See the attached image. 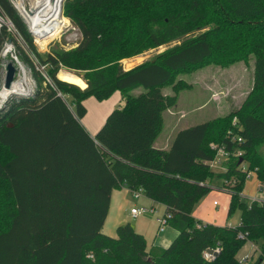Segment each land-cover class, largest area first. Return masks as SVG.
Returning <instances> with one entry per match:
<instances>
[{
  "label": "trees",
  "instance_id": "16d2710c",
  "mask_svg": "<svg viewBox=\"0 0 264 264\" xmlns=\"http://www.w3.org/2000/svg\"><path fill=\"white\" fill-rule=\"evenodd\" d=\"M0 14L15 26L0 30V53L17 44L36 82L33 93L0 106V264H242L250 241L260 250L246 264L264 262V201H243L250 172L264 185V0H65L81 40L44 53L11 0H0ZM252 56V89L239 109L181 129L167 149L155 146L165 112L189 88L180 74ZM60 71L87 87L59 79ZM117 91L124 104L93 138L81 123L84 101ZM220 149L228 156L216 175ZM215 176L230 195L228 218L240 212L236 227L193 215ZM124 186L165 207L178 232L168 247H149L131 223L115 237L103 233L113 191ZM216 247V258L205 259Z\"/></svg>",
  "mask_w": 264,
  "mask_h": 264
},
{
  "label": "rangeland",
  "instance_id": "374dc122",
  "mask_svg": "<svg viewBox=\"0 0 264 264\" xmlns=\"http://www.w3.org/2000/svg\"><path fill=\"white\" fill-rule=\"evenodd\" d=\"M33 1L36 0H25V5L28 9L33 7ZM61 14L62 18L66 20L62 29L53 33L50 40L48 39L41 42L35 41L40 52H51L54 49L70 50L79 44L81 40L79 29L73 25L70 19L64 16L63 7ZM18 43L21 44V41L19 40ZM16 45L17 44L13 43L5 55L3 54L6 47H3L0 53V97L4 93V88L1 87L3 78L2 65L11 61L12 56L15 55H17L19 60L23 63L25 71V74L22 73V70L16 73V81L25 78L27 80L25 89L28 93H33L36 88V82L32 76V72L21 60ZM164 49L165 48H161L159 52L161 53ZM153 54L154 52H151L134 59L124 60L123 65L126 69H130L147 61ZM254 63L255 57L252 56L247 63L240 61L228 67L206 65L180 74L178 79L184 81L189 88L180 91L177 104L165 112L164 129L162 134L158 137L155 146L157 148H168L171 146L177 132L181 129L216 118L225 117L230 112L239 109L252 89ZM73 74L74 73L60 71L58 77L59 79L69 80L71 83L82 88L87 87L81 77ZM140 92L141 89L135 91L133 94H138ZM115 93L109 101L104 103L99 102L93 97L87 99L85 105L88 109V114L81 121L82 124L86 126L87 130H90L91 125L96 124L100 125L101 128L109 114L124 104L119 91ZM165 93L171 94L172 89L166 88ZM11 95L17 94L13 93L10 94V96ZM1 102L0 100V106L2 105ZM259 149H261V153L264 156V142L260 144ZM223 158L224 157L219 156L215 162L211 163L212 170L216 175L224 170L222 164ZM245 166L247 165L245 164ZM223 185V179L215 176L209 183L211 188L210 192L195 206L193 214L196 219L206 224L225 226L231 223L233 227H236L240 224V212L237 211L231 218H228L230 195L227 190L223 188ZM243 201L248 205L255 201H264V185L259 183L255 172H250L246 179ZM133 207L145 209L146 212L137 218H133L131 216ZM164 216L165 209L162 204L152 201L143 192H139V194L136 195L131 192V190L126 189L124 193H117V198H114L112 207L104 224L103 233L115 237L117 227L122 224L131 223L134 228L135 224L143 225L148 231L147 234H149V236H144L148 242V246L151 247L154 242H156L155 245H159V240L163 236L171 235V238H173V236H175L174 234H177L169 225L165 226V232L159 231L157 218ZM123 218H125L126 221H124ZM111 231L113 234H110ZM252 244L258 249L257 252ZM259 250V245L250 241L242 247L238 257L242 258L247 255L253 256L256 252L257 254L253 258V261H256Z\"/></svg>",
  "mask_w": 264,
  "mask_h": 264
},
{
  "label": "built area",
  "instance_id": "2783aa9c",
  "mask_svg": "<svg viewBox=\"0 0 264 264\" xmlns=\"http://www.w3.org/2000/svg\"><path fill=\"white\" fill-rule=\"evenodd\" d=\"M38 3V8L36 11H33V7H31L30 9H28L25 5V0H11V2L13 3V5L16 7V9L18 10L19 14L22 16V18H24V21L26 22L29 32L31 33V35L34 37L35 41H44L47 39H50V37H52L53 33L55 32V30H50L47 33L43 34H39L37 32H35L38 28L37 25H35V21L34 18L38 15L39 12H41L42 10H44V13L49 12V9L53 8V9H58L59 12V16H60V20L62 19V7H63V2L65 0H36ZM48 5V6H46ZM57 7V8H56ZM64 25V24H63ZM5 26L10 30H14L15 31V26L13 24L12 21H10L9 19L4 18L1 14H0V30L2 29V27ZM63 27V26H62ZM59 28L58 31H60ZM12 42H7L4 47H6V49L4 50V54L5 55L10 47L12 46ZM11 62H13L14 66L18 71L22 70V73L25 74L24 71V67H23V63L19 60L18 56H12V60ZM6 64V63H5ZM5 64L2 65V70H3V78H2V86L4 88L3 85V80H4V67ZM44 69V68H43ZM15 81H16V77H15ZM2 89V88H1ZM33 92V91H32ZM29 95V94H28ZM8 98V97H7ZM6 98V99H7ZM5 99V100H6ZM4 100V101H5ZM3 101V102H4ZM219 156H222L224 158H226L228 156V153L226 152L225 149H220L219 150ZM236 156H242V152H237ZM223 158V159H224ZM218 159V158H217ZM216 161V160H215ZM214 161V162H215ZM213 163V162H212ZM220 163V161H219ZM134 194L138 195L139 192H134ZM216 204V203H215ZM146 210L145 209H139V208H133L131 210V216L133 218H137L138 216L142 215L143 213H145ZM171 216L170 215H165L164 217H160L157 218V222L159 223V231L163 232L165 230V226H167L169 224V220H170ZM229 227H233V225L231 223L228 224ZM240 238L244 239L246 238V234L241 233L239 235ZM253 245V244H252ZM254 246V245H253ZM255 251H258V249L254 246ZM210 250H212V252H209ZM220 253V247H216L215 249H208L207 251L204 252V258L207 260H213L216 258V256ZM253 258V256L247 255V256H243L242 258H240V263L242 264H246L248 263L251 259ZM262 264H264V262H262Z\"/></svg>",
  "mask_w": 264,
  "mask_h": 264
},
{
  "label": "bare ground",
  "instance_id": "6f19581e",
  "mask_svg": "<svg viewBox=\"0 0 264 264\" xmlns=\"http://www.w3.org/2000/svg\"><path fill=\"white\" fill-rule=\"evenodd\" d=\"M34 21L36 23L35 25H37V28H38L35 32L39 34H43V35L50 30H55V32L58 31V29L61 28L63 24H65L66 22L64 18L60 20L58 9H53V8L49 9V12L47 13H44V10L39 12L38 15L34 18ZM26 86H27V80L23 78L21 80L15 81L12 84L11 89L8 90L4 88V93L0 97V100L2 101L1 103H3V101L7 97H9L10 94H13V93L17 95L23 94L24 91L26 90L25 89Z\"/></svg>",
  "mask_w": 264,
  "mask_h": 264
},
{
  "label": "crops",
  "instance_id": "0c3cea01",
  "mask_svg": "<svg viewBox=\"0 0 264 264\" xmlns=\"http://www.w3.org/2000/svg\"><path fill=\"white\" fill-rule=\"evenodd\" d=\"M74 75V74H73ZM82 79V78H81ZM61 80H64V79H61ZM83 80V79H82ZM65 82L67 81L68 83L70 82L69 80H64ZM84 81V80H83ZM85 82V81H84ZM71 83V82H70ZM85 86H86V82H85ZM82 88V87H81ZM86 88V87H85ZM84 89V88H83ZM117 93V92H116ZM115 93V94H116ZM120 93V92H119ZM120 96H121V93H120ZM113 97V96H112ZM111 97V98H112ZM91 98V97H90ZM94 98V97H93ZM111 98H109L108 100H105V101H102V103H104V102H107V101H109ZM89 99V98H88ZM96 99V98H95ZM121 99H122V97H121ZM97 100V99H96ZM86 101H87V99L84 101V104L86 103ZM100 102V101H99ZM86 106V105H85ZM119 107H121V106H119ZM87 108V107H86ZM87 111H88V109H87ZM87 114H88V112H87ZM87 114H86V116H87ZM85 116V117H86ZM84 117V118H85ZM83 118V119H84ZM83 119H81V121L83 120ZM82 123V122H81ZM83 125V124H82ZM164 125H165V119H164ZM85 128H86V126L85 125H83ZM103 126V125H102ZM91 128H90V130H87V128H86V130L90 133V135L93 137V138H95V136H96V134H97V132L100 130V125H91L90 126ZM164 129V128H163ZM162 132H163V130H162ZM162 134V133H161ZM160 134V135H161ZM169 148V147H168ZM160 149H167V148H160ZM128 190V188L127 187H122V188H120V189H117V190H114L113 191V194H112V199H111V206H110V209H111V207H112V204H113V201H114V198L116 197L117 198V193H121V192H123L124 193V191L125 190ZM130 190V189H129ZM132 192V191H131ZM134 193V192H133ZM133 208H135V207H133ZM132 208V209H133ZM164 209H165V207H164ZM194 212V211H193ZM194 215V214H193ZM195 217V216H194ZM196 218V217H195ZM123 220L124 221H126V219L125 218H123ZM104 228V227H103ZM172 228V227H171ZM135 229H136V231L137 232H139L140 234H142V235H148L149 236V234H147L148 233V231L144 228V226L143 225H138V224H135ZM172 230H174L177 234H178V232L174 229V228H172ZM163 232H165V230L163 231ZM110 234H113V232L111 231L110 232ZM177 234H174L175 236H173V238H171L172 236L170 235V236H163L159 241H160V244L159 245H155V243L156 242H154V244H152V246H159V247H168L170 244H171V242L174 240V238L177 236ZM157 241V240H156ZM151 246V247H152Z\"/></svg>",
  "mask_w": 264,
  "mask_h": 264
},
{
  "label": "water",
  "instance_id": "95a60500",
  "mask_svg": "<svg viewBox=\"0 0 264 264\" xmlns=\"http://www.w3.org/2000/svg\"><path fill=\"white\" fill-rule=\"evenodd\" d=\"M37 8H38L37 1H33V8H32L33 11H36ZM16 73H17V69L14 66L13 62L11 61L6 62L5 67H4V80H3V85L5 89H8V90L11 89L12 84L15 82ZM27 94H31V93L30 92L28 93V91L25 90L24 93L21 95H27ZM209 252H212V250H210Z\"/></svg>",
  "mask_w": 264,
  "mask_h": 264
}]
</instances>
